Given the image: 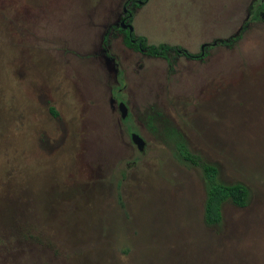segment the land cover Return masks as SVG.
Wrapping results in <instances>:
<instances>
[{"label": "rangeland", "instance_id": "1", "mask_svg": "<svg viewBox=\"0 0 264 264\" xmlns=\"http://www.w3.org/2000/svg\"><path fill=\"white\" fill-rule=\"evenodd\" d=\"M124 1L0 0V264H264V19L170 67L109 27ZM253 1L147 0L132 25L199 52ZM156 110L218 181L248 188L245 206L204 222L203 171L148 122Z\"/></svg>", "mask_w": 264, "mask_h": 264}, {"label": "trees", "instance_id": "2", "mask_svg": "<svg viewBox=\"0 0 264 264\" xmlns=\"http://www.w3.org/2000/svg\"><path fill=\"white\" fill-rule=\"evenodd\" d=\"M253 10L257 18L261 17V11L264 12V1H253ZM124 42L127 46L135 50H143L151 56L165 58L170 67L174 62V58H170L169 54L174 51L176 54L191 56V54L184 50L179 45H170L168 43L151 44L145 36L135 35L133 32L124 30ZM216 42L231 47L235 41L233 39H216ZM173 57V56H172ZM50 113L57 117L58 112L53 106L49 107ZM148 122L152 119H157L161 122L163 127V134L170 138L174 143L176 155L183 163L191 166H198L203 171V177L206 183V199L204 203V222L208 226H215L222 220V205L225 201H231L237 206H245L247 203L249 191L248 188L240 182L224 183L217 180L218 168L211 164L200 154L193 152L186 141L184 134L171 123V121L160 111L156 110L154 113L147 115Z\"/></svg>", "mask_w": 264, "mask_h": 264}, {"label": "flooded vegetation", "instance_id": "3", "mask_svg": "<svg viewBox=\"0 0 264 264\" xmlns=\"http://www.w3.org/2000/svg\"><path fill=\"white\" fill-rule=\"evenodd\" d=\"M146 1L147 0H125L124 1V6L122 7V11H121L122 12L121 13V16L118 19H116V21L112 25H109V27L112 28V29L116 28V29L121 30L124 33V38H125V32H124V30H128L129 32H133L134 33V27L132 25V21H133V13H132V10L135 7H138V5H140L142 3H145ZM262 1H264V0H262ZM261 17H262V19H264V12L263 11H261ZM255 18H256V16H255V12L253 10V2H251L250 6L248 8V11H247L246 20L240 25L237 33H235L234 35H231L230 38H227V39H233V41H236V39L241 34V32H243V30L247 27V24H249V21L252 22V20L255 19ZM129 25L132 26V30H130ZM106 32H108V29H107ZM106 32L104 33V36H103V42H102L101 50L104 52V54H105V56L107 58L109 57L111 59L112 57H110V56H112V55L109 53V46H108V43L106 42L107 41V37H106L107 36V33ZM135 35H137V34H135ZM216 39H221V38H216ZM216 39H214L212 42L207 43V44L206 43H203L201 45V50L199 52H192V51L188 50L187 48L182 47L181 45H179V46H181L184 50L188 51L191 54V56L184 55V56L187 57L186 60L187 59H188V61L189 60H202V58L204 57V55L207 52V48H205L204 46L210 47V46H213V45H224V44H221L219 42H216L215 41ZM170 45H178V44H170ZM126 47L128 48L129 46L126 45ZM129 48H131V47H129ZM131 49L132 50H135L134 48H131ZM136 51L141 52V53H144L146 55H149V54H147L143 50H136ZM181 55L182 54H179V53L176 54V52L172 51L169 54V57L170 58H174V60H175V56L177 58L178 56H181ZM149 56H151V55H149ZM152 57H157V56H152ZM169 66H170V64H169ZM111 94H112V97L110 98L111 108L114 109L116 107L117 110H118V112L120 113V119H124L122 117V115H121V110L119 108V103L120 102H123L125 104V102L123 100H121V99H116L114 97L113 90L111 91ZM113 102L114 103H117V105H115Z\"/></svg>", "mask_w": 264, "mask_h": 264}, {"label": "water", "instance_id": "4", "mask_svg": "<svg viewBox=\"0 0 264 264\" xmlns=\"http://www.w3.org/2000/svg\"><path fill=\"white\" fill-rule=\"evenodd\" d=\"M129 28H130V30H132V26L131 25H129ZM119 108L121 110L122 117H124L125 113H126V110H127L126 105L123 102H120L119 103ZM131 138H132L133 143L136 144L137 148L139 150H142L143 147H144V143H145L143 138L137 133H132L131 134Z\"/></svg>", "mask_w": 264, "mask_h": 264}]
</instances>
